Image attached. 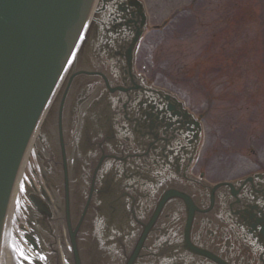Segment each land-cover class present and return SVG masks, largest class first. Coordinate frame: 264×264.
<instances>
[{"label":"flooded vegetation","instance_id":"1","mask_svg":"<svg viewBox=\"0 0 264 264\" xmlns=\"http://www.w3.org/2000/svg\"><path fill=\"white\" fill-rule=\"evenodd\" d=\"M101 8L36 137L32 246L44 264L73 258L70 237L80 264H264V168L211 178L187 106L128 64Z\"/></svg>","mask_w":264,"mask_h":264},{"label":"rangeland","instance_id":"2","mask_svg":"<svg viewBox=\"0 0 264 264\" xmlns=\"http://www.w3.org/2000/svg\"><path fill=\"white\" fill-rule=\"evenodd\" d=\"M144 2L148 21L135 69L200 118L209 176L264 168V0ZM27 160L24 188L39 191L44 183L34 148ZM21 204L12 233L17 249L29 225L26 193Z\"/></svg>","mask_w":264,"mask_h":264},{"label":"water","instance_id":"3","mask_svg":"<svg viewBox=\"0 0 264 264\" xmlns=\"http://www.w3.org/2000/svg\"><path fill=\"white\" fill-rule=\"evenodd\" d=\"M113 5L112 19L119 23L112 28L131 32L125 52L129 64L144 27L143 9L137 0H115ZM96 9L98 0H0V238L8 195L25 147L31 134V143L35 141ZM187 126L198 132L189 113ZM33 261L41 264L40 258ZM70 261L75 263L73 258Z\"/></svg>","mask_w":264,"mask_h":264},{"label":"bare ground","instance_id":"4","mask_svg":"<svg viewBox=\"0 0 264 264\" xmlns=\"http://www.w3.org/2000/svg\"><path fill=\"white\" fill-rule=\"evenodd\" d=\"M42 113L39 116V119L37 120L35 127L38 126ZM30 138L31 139L29 140L24 150L23 157L18 166L15 180L8 195V199L6 203L2 231H1V238H0V264H22L24 261H26L27 264V263H32V258H40L41 264L45 263L44 256L41 254V252L37 251L36 249H31V245L26 243V241L22 240L21 237L22 235H19L18 237L20 247L17 249L12 234L15 225L14 224L15 215L19 213L20 208L23 206L21 202L23 200L25 193L24 184L26 180H22V177H23L24 169H27L28 166L27 156L29 154L30 149L32 148L31 147L32 145L31 140L33 138L32 134ZM40 189L43 191V187H41ZM44 189L48 194L47 188L44 187ZM19 195H23V196L20 197ZM38 195H40L39 197L42 199V195L41 194ZM48 199H49V195L47 196V200ZM23 230L24 232H27L30 231V228L27 226L24 227ZM62 254L66 258V260H63V264H71V261L67 259V255L63 252V250H62Z\"/></svg>","mask_w":264,"mask_h":264}]
</instances>
